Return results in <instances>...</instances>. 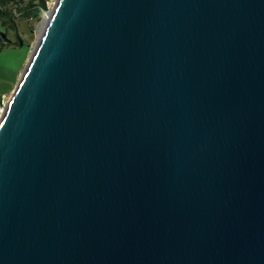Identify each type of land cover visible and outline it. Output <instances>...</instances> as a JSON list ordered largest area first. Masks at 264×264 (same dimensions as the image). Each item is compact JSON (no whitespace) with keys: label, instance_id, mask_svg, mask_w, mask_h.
Segmentation results:
<instances>
[{"label":"water","instance_id":"water-1","mask_svg":"<svg viewBox=\"0 0 264 264\" xmlns=\"http://www.w3.org/2000/svg\"><path fill=\"white\" fill-rule=\"evenodd\" d=\"M45 15L0 111V264H264V0Z\"/></svg>","mask_w":264,"mask_h":264},{"label":"rangeland","instance_id":"rangeland-1","mask_svg":"<svg viewBox=\"0 0 264 264\" xmlns=\"http://www.w3.org/2000/svg\"><path fill=\"white\" fill-rule=\"evenodd\" d=\"M38 0H35L37 2ZM42 8L37 16L20 17L16 21V34L9 26L2 23L0 18V30H6L7 36L12 40L20 38V44H7L0 48V111L2 103L8 96L27 60L29 52L46 20V15L54 0H43ZM16 3H7L9 8Z\"/></svg>","mask_w":264,"mask_h":264},{"label":"trees","instance_id":"trees-1","mask_svg":"<svg viewBox=\"0 0 264 264\" xmlns=\"http://www.w3.org/2000/svg\"><path fill=\"white\" fill-rule=\"evenodd\" d=\"M43 0H0V18L2 23L9 26L16 34V19L20 17H34L37 16L42 8ZM16 3L7 7V3ZM20 38L12 40L7 36L6 30H0V48L7 44H20ZM22 43V40H21ZM1 99V96H0Z\"/></svg>","mask_w":264,"mask_h":264}]
</instances>
